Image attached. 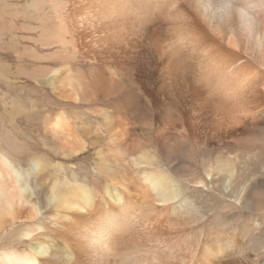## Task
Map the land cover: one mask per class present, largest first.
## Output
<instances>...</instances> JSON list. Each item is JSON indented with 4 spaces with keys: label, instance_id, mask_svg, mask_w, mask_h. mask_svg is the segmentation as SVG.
<instances>
[{
    "label": "bare ground",
    "instance_id": "bare-ground-1",
    "mask_svg": "<svg viewBox=\"0 0 264 264\" xmlns=\"http://www.w3.org/2000/svg\"><path fill=\"white\" fill-rule=\"evenodd\" d=\"M0 264H264V0H0Z\"/></svg>",
    "mask_w": 264,
    "mask_h": 264
},
{
    "label": "rangeland",
    "instance_id": "rangeland-1",
    "mask_svg": "<svg viewBox=\"0 0 264 264\" xmlns=\"http://www.w3.org/2000/svg\"><path fill=\"white\" fill-rule=\"evenodd\" d=\"M12 62V61H11ZM2 88H4L3 86H2ZM210 221V220H209ZM211 222V221H210ZM248 222H249V220H247V221H244V223H242L244 226H246L247 224H248ZM218 223H219V219L218 218H215L214 220H213V222L211 223V225L210 226H212V227H215V226H217L218 225ZM243 225H241V229H242V227H244ZM205 229H209L208 227H205ZM207 231V230H206Z\"/></svg>",
    "mask_w": 264,
    "mask_h": 264
}]
</instances>
